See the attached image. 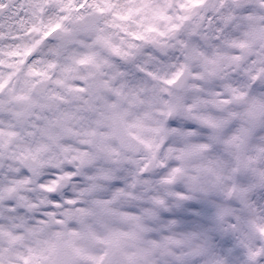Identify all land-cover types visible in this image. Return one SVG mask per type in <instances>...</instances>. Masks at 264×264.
Returning <instances> with one entry per match:
<instances>
[{"label":"snow or ice","instance_id":"6c2138e0","mask_svg":"<svg viewBox=\"0 0 264 264\" xmlns=\"http://www.w3.org/2000/svg\"><path fill=\"white\" fill-rule=\"evenodd\" d=\"M0 264H264V0H0Z\"/></svg>","mask_w":264,"mask_h":264},{"label":"rangeland","instance_id":"374dc122","mask_svg":"<svg viewBox=\"0 0 264 264\" xmlns=\"http://www.w3.org/2000/svg\"><path fill=\"white\" fill-rule=\"evenodd\" d=\"M4 24L6 25V28L9 27V26H11L12 28L18 27L13 13H9L7 15L6 23H4Z\"/></svg>","mask_w":264,"mask_h":264},{"label":"flooded vegetation","instance_id":"af4514ba","mask_svg":"<svg viewBox=\"0 0 264 264\" xmlns=\"http://www.w3.org/2000/svg\"><path fill=\"white\" fill-rule=\"evenodd\" d=\"M7 15L4 16V17H0V24L4 25V27H6V25L4 23H6V17H7Z\"/></svg>","mask_w":264,"mask_h":264}]
</instances>
